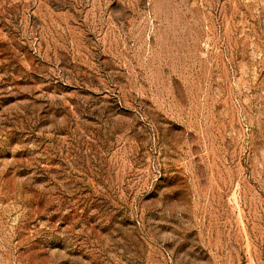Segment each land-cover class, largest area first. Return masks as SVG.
Segmentation results:
<instances>
[{
  "label": "rangeland",
  "instance_id": "374dc122",
  "mask_svg": "<svg viewBox=\"0 0 264 264\" xmlns=\"http://www.w3.org/2000/svg\"><path fill=\"white\" fill-rule=\"evenodd\" d=\"M0 264H264V0H0Z\"/></svg>",
  "mask_w": 264,
  "mask_h": 264
}]
</instances>
